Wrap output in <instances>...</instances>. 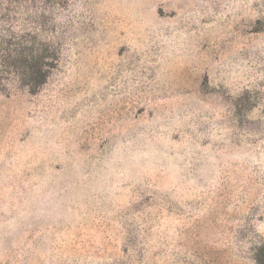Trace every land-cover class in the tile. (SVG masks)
I'll return each mask as SVG.
<instances>
[{
	"label": "rangeland",
	"instance_id": "rangeland-1",
	"mask_svg": "<svg viewBox=\"0 0 264 264\" xmlns=\"http://www.w3.org/2000/svg\"><path fill=\"white\" fill-rule=\"evenodd\" d=\"M0 264H264V0H0Z\"/></svg>",
	"mask_w": 264,
	"mask_h": 264
}]
</instances>
